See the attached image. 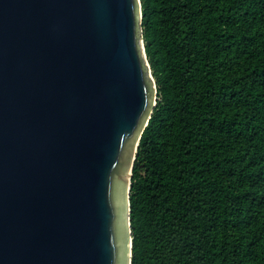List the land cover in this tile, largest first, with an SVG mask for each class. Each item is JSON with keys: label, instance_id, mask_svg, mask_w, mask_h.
<instances>
[{"label": "water", "instance_id": "95a60500", "mask_svg": "<svg viewBox=\"0 0 264 264\" xmlns=\"http://www.w3.org/2000/svg\"><path fill=\"white\" fill-rule=\"evenodd\" d=\"M142 31L141 0H0V264H131Z\"/></svg>", "mask_w": 264, "mask_h": 264}, {"label": "trees", "instance_id": "16d2710c", "mask_svg": "<svg viewBox=\"0 0 264 264\" xmlns=\"http://www.w3.org/2000/svg\"><path fill=\"white\" fill-rule=\"evenodd\" d=\"M157 85L131 264H264V0H141Z\"/></svg>", "mask_w": 264, "mask_h": 264}, {"label": "rangeland", "instance_id": "374dc122", "mask_svg": "<svg viewBox=\"0 0 264 264\" xmlns=\"http://www.w3.org/2000/svg\"><path fill=\"white\" fill-rule=\"evenodd\" d=\"M153 97H155V96H153ZM155 100V99H154Z\"/></svg>", "mask_w": 264, "mask_h": 264}]
</instances>
